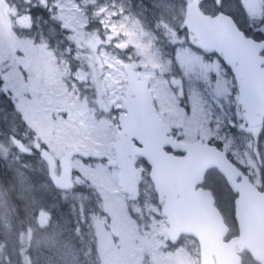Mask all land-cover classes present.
Segmentation results:
<instances>
[{
    "label": "snow or ice",
    "instance_id": "1",
    "mask_svg": "<svg viewBox=\"0 0 264 264\" xmlns=\"http://www.w3.org/2000/svg\"><path fill=\"white\" fill-rule=\"evenodd\" d=\"M0 164V264H264V0H0Z\"/></svg>",
    "mask_w": 264,
    "mask_h": 264
},
{
    "label": "trees",
    "instance_id": "2",
    "mask_svg": "<svg viewBox=\"0 0 264 264\" xmlns=\"http://www.w3.org/2000/svg\"><path fill=\"white\" fill-rule=\"evenodd\" d=\"M3 166H4L3 164H0V167H3ZM36 181H37V185H38L37 189L39 190V196L42 200L47 201L49 204H52L54 201L57 200L56 192L54 190H51L48 188L45 180H43V179H42V181L38 180V175H37ZM66 211L67 210L65 209L64 212H66ZM57 212L59 213L60 209H57Z\"/></svg>",
    "mask_w": 264,
    "mask_h": 264
},
{
    "label": "rangeland",
    "instance_id": "3",
    "mask_svg": "<svg viewBox=\"0 0 264 264\" xmlns=\"http://www.w3.org/2000/svg\"><path fill=\"white\" fill-rule=\"evenodd\" d=\"M34 180L36 182V187H37L38 185H37V181H36V176L34 177ZM38 180L42 181V179L39 176H38Z\"/></svg>",
    "mask_w": 264,
    "mask_h": 264
}]
</instances>
